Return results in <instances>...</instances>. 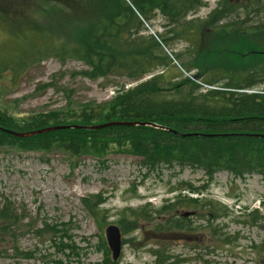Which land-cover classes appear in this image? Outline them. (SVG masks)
<instances>
[{"label": "trees", "instance_id": "obj_1", "mask_svg": "<svg viewBox=\"0 0 264 264\" xmlns=\"http://www.w3.org/2000/svg\"><path fill=\"white\" fill-rule=\"evenodd\" d=\"M237 2L242 5H236ZM237 2L220 0L208 15L209 19L202 21L188 16L204 6V0H0V23L15 24L13 31L16 32L29 27L40 37L39 42L32 40L29 56L0 61V78L10 69L18 73L25 65L50 57L61 64L68 60L81 62L86 69L78 74L88 80L121 76L136 82L109 101L89 103L79 111L57 109L17 118L0 109V128L26 132L57 125H98L131 120L148 121L177 131L174 133L151 126L66 127L21 138L0 129V146H16L22 151L46 154L65 152L69 158L84 154L98 157L110 146H115L137 157L147 170L162 165L202 170L205 177L202 185L184 182L180 187L197 193L205 191L219 171L235 177L251 173L264 176V138L243 134L200 135L264 133V89L253 93L239 91L264 83V47L261 45L264 22L254 23L256 32L253 36L243 30L247 22L224 21L238 10L246 11L245 19H248L253 6L264 4V0ZM157 15L163 18L164 23L163 32L156 34V38L144 33V22ZM40 17H49L47 20L53 22V35L45 32L46 25L41 26L37 22ZM209 31L214 40L211 48L215 43L219 46L232 37L233 41L248 45L245 47L247 54L251 53L250 47L255 46L254 54L260 61L258 58L250 59L238 70L230 67L226 59L220 61L217 54L210 55L202 49L193 55L188 50L186 53H172L173 58L180 62L178 66L181 65L177 69L173 59L164 51L163 44L184 40L193 47L199 42V37ZM247 35L259 42L253 45L249 40L245 41L247 38L236 39ZM213 52L219 51L215 49ZM192 69L197 70L192 77L216 88L201 90L202 84L196 80L187 76L179 78L183 72L189 73ZM220 80L225 82L216 85ZM173 199L157 209L150 208L151 204L147 202L137 209L124 208L117 223L123 231L131 230L136 220H150L153 214L171 212L185 202L180 201L177 195ZM188 199L189 204L198 205L200 202V199ZM101 202L98 195L84 199V205L91 213L96 212L97 204ZM3 203L0 204V234L7 242L16 243L20 216L13 203L7 200ZM201 206L208 211L215 207L210 202ZM166 222L165 225L158 224L157 228H185L174 217H169ZM55 226L43 223V229L36 232L50 234L56 246V240L66 234ZM101 244L100 249L106 255L97 264H117L109 257L104 240ZM58 245H62V241ZM13 249L17 251L15 244ZM154 254L153 264H172L168 263V256L164 257L158 251Z\"/></svg>", "mask_w": 264, "mask_h": 264}, {"label": "rangeland", "instance_id": "obj_2", "mask_svg": "<svg viewBox=\"0 0 264 264\" xmlns=\"http://www.w3.org/2000/svg\"><path fill=\"white\" fill-rule=\"evenodd\" d=\"M204 1L205 5L188 18L206 20L220 0ZM231 14L224 21L243 20L247 22L243 30L254 36V23L264 22V4L254 5L248 19L244 10ZM48 18L40 17L37 22L46 25L45 32L53 35L51 30L55 26ZM163 23V18L157 15L144 22V33L150 34L152 30L158 36L163 32ZM14 25L0 23V61L29 56L32 40H40L31 28L16 32ZM248 35L236 39L247 38L245 41L253 45L259 42ZM212 38L209 31L193 47L184 40L163 46L173 54L190 50L194 55L199 50H207L238 70L250 59L258 58L254 54L255 46L247 54L248 45L230 37L228 42L219 46L215 43L211 48ZM261 45L264 47V41ZM215 49L219 52L214 53ZM84 69L86 66L79 61L61 64L50 57L25 65L18 73L10 69L0 78V109L17 118L57 109L79 111L89 103L103 104L136 84L121 76L88 80L78 74ZM186 73L179 78L188 75L194 81H201L192 77L196 69ZM224 82L220 80L216 85ZM112 88L113 95L109 94ZM204 89L207 87L201 85V90ZM260 89H264V83L241 92L253 93ZM204 180L202 170L189 166L162 165L147 170L137 157L115 146L98 157L84 154L76 158L59 151L46 154L0 146V204L10 201L20 216L16 243L7 242L0 234V264L100 263L106 255L100 249L102 240L108 248L105 237L108 225H116L121 233L117 264H153L154 251L168 256V263L172 264H264V176L251 173L235 177L219 171L203 192L180 188L184 182L199 186ZM95 195L103 202L91 213L84 199ZM175 195L185 202L171 212L153 214L150 220L140 218L127 231L117 223L124 208L137 209L147 202L150 208L157 209L174 201ZM188 198L200 199V202L189 204ZM204 202L214 204L216 209H203ZM184 212H193V215L184 217L181 215ZM169 217L176 218L185 228H157L158 224L165 225ZM43 223L56 225L66 234L56 240V246L50 234L36 232L43 229ZM59 241L62 245H58ZM14 244L17 251L13 249ZM108 251L111 258L109 248ZM28 253L30 256H25Z\"/></svg>", "mask_w": 264, "mask_h": 264}, {"label": "water", "instance_id": "obj_3", "mask_svg": "<svg viewBox=\"0 0 264 264\" xmlns=\"http://www.w3.org/2000/svg\"><path fill=\"white\" fill-rule=\"evenodd\" d=\"M119 125L120 126H151L154 128H159L162 130H168V131H172L174 133H177V131H175L173 129H169V128H166L164 126L152 123V122L131 121V120L108 121V122L98 124V125H57V126H49V127H44V128H40V129H36V130H32V131H26V132H16V131L7 130V129H3V128H0V129L3 130L4 132L10 134V135L22 138V137H30V136H34V135H38V134L50 132L53 130L66 128V127L84 128V129H101V128H105V127L119 126ZM232 134H243L246 136L264 138V133H230V134H222V133L221 134H204V133H202L200 135L201 136H221V135H232ZM189 135H191V134H189ZM189 214H191V212H184L182 215L187 216ZM105 237H106L108 248L111 251V258L113 261H116L120 255V250H121L120 229L116 225H108L105 228Z\"/></svg>", "mask_w": 264, "mask_h": 264}, {"label": "bare ground", "instance_id": "obj_4", "mask_svg": "<svg viewBox=\"0 0 264 264\" xmlns=\"http://www.w3.org/2000/svg\"><path fill=\"white\" fill-rule=\"evenodd\" d=\"M211 88H216V87L215 86H212ZM244 90H246V89H243V90L240 89L239 91H244Z\"/></svg>", "mask_w": 264, "mask_h": 264}, {"label": "flooded vegetation", "instance_id": "obj_5", "mask_svg": "<svg viewBox=\"0 0 264 264\" xmlns=\"http://www.w3.org/2000/svg\"><path fill=\"white\" fill-rule=\"evenodd\" d=\"M182 215V214H181ZM191 215H193V214H191ZM183 216V215H182ZM187 216H190V215H187ZM184 217H186V216H184ZM263 263H264V258H263Z\"/></svg>", "mask_w": 264, "mask_h": 264}, {"label": "built area", "instance_id": "obj_6", "mask_svg": "<svg viewBox=\"0 0 264 264\" xmlns=\"http://www.w3.org/2000/svg\"><path fill=\"white\" fill-rule=\"evenodd\" d=\"M110 93L112 94V93H114V91H113V90H111V91H110Z\"/></svg>", "mask_w": 264, "mask_h": 264}]
</instances>
